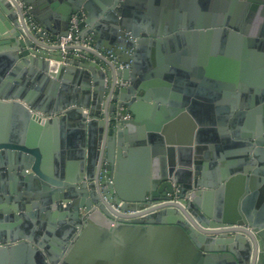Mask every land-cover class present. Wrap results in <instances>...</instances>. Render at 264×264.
<instances>
[{
  "label": "water",
  "instance_id": "water-1",
  "mask_svg": "<svg viewBox=\"0 0 264 264\" xmlns=\"http://www.w3.org/2000/svg\"><path fill=\"white\" fill-rule=\"evenodd\" d=\"M62 1L63 10H49L44 17L37 15L35 0H24L36 23L51 35L49 40L33 30L18 4L0 0V108L14 111L22 128L0 136V169L9 175L8 192L0 194V200L8 205L3 216L13 221L0 225V264H25L28 253L39 264H59L57 255L65 257L62 264H113V250L120 254L116 264H264V80L254 83L253 72L247 71L240 87L231 77L234 66L229 78L220 74L218 65L208 73L199 63L198 50L193 69L187 65L179 71L153 48L192 36L198 42L204 35L218 39L225 34L229 43H251L242 34L254 33H238V26L264 11V0H226L231 11L214 16L206 32L199 15L189 21L182 15L176 22L167 10L156 13L152 5L157 0ZM237 5L243 14L238 25L232 22ZM74 16L79 17L77 36L84 42L90 37L96 51L80 48L72 55L52 45L69 35ZM218 18L232 30L217 29L223 27ZM258 38L264 44V31ZM105 52L110 54L106 57ZM189 54L183 51L186 61ZM229 55L240 56L237 51ZM127 63L129 69H120ZM205 74L223 81L214 83L209 98L214 103L207 115L209 128L200 127V115L193 114L197 126L182 113L183 106L201 100L198 85ZM74 76L82 89L65 99L66 82ZM176 77L180 85L192 82L182 108L170 115L160 79ZM237 87L245 94L247 113L235 108L237 95L230 91ZM252 87L259 99L246 97ZM192 96L197 98L193 101ZM187 110L193 113V108ZM42 115L56 117L46 120ZM101 115L96 122L94 116ZM178 116L189 119V129L175 141L160 126ZM72 118L80 120L73 126L75 138L69 139L76 140V149L64 164V150L59 152L56 145L55 164L48 169L44 156L51 149V131ZM219 140L229 161L221 146H202ZM134 174H139V182ZM168 198L180 202L142 211ZM46 222L66 226L61 240L48 248L33 235L37 226L45 229ZM222 225L231 228L206 229ZM22 229L33 234L20 235Z\"/></svg>",
  "mask_w": 264,
  "mask_h": 264
},
{
  "label": "crops",
  "instance_id": "crops-1",
  "mask_svg": "<svg viewBox=\"0 0 264 264\" xmlns=\"http://www.w3.org/2000/svg\"><path fill=\"white\" fill-rule=\"evenodd\" d=\"M46 2H47L46 0L45 1L35 0V5H36L38 16L43 15L45 17V15L48 13L49 10H54V9L63 10L64 6H66L62 0H56V4L53 7L50 3L48 2L46 3ZM241 2L242 0H240V3ZM30 6L32 7L31 4ZM152 7H153V10L158 14H163L164 12L168 11V13L172 17L175 18L176 22H179L178 17L182 15H186V17L188 18V21L191 16L199 15L202 18V27H203L202 31L203 32H206V28L208 29L211 28V26L214 23V16L224 17L227 13L229 14V11H231L230 8H232L228 4H226V0H157V2L155 1V3L152 5ZM241 12H242L241 6L237 5L235 7V12L233 15L234 16V20L232 21L233 24H236V25L239 24L238 18L243 15L241 14ZM254 15L255 16H254V19H252V21H250L249 23L248 22L246 23V20H243L238 26L239 27L238 33L241 32L240 30H244L249 33H254V36L252 35L248 36V35L242 34L244 38L250 39L252 41L251 43H249V41L247 43H241V42L240 43H229L230 38L229 36L226 37L225 34L220 36L218 39H215L213 35L212 36L204 35L203 37L199 39L198 42L192 36L191 38H189V41H185V40L183 41V39H180V40L175 39L173 41L174 45L172 46L168 45V43L161 44V45H155V46L153 45L155 55L157 57H160L161 59L164 58V60H166L165 63L168 66L174 67L176 70H179V71L187 70V68L185 69V66L187 65H189V69L192 70L193 65L195 64L193 62L197 60L196 51L198 50L200 51V55L202 56V59L200 58L199 63L202 64L203 68L207 69L208 73L210 72V69H212V67H214L215 65H218L220 68L219 69L220 74L229 78L228 77L229 75L227 76L229 72L228 70L229 68L232 69V67L230 66H234L232 70H235L236 73L231 74V77L232 78L235 77L238 86L241 87V84L243 83V80H244V74L247 73V71L253 72L254 76L252 77V81L254 83L260 80L262 82L264 80V72L260 73V70L261 69L264 70V44L263 43L261 44L260 40H259V43L257 41L258 39H260L258 37L260 36L261 32L264 31V11H258L254 13ZM216 21H217V24L219 23V24H222L221 26H223V27H218L217 29L221 31H226V29L232 30L224 26L225 24L222 18H218ZM50 26H51V23H50ZM179 32H186V31L184 29H181ZM195 43H200V44L199 46H197ZM170 49L173 50L172 53ZM183 51H190V54L188 55L189 57L187 59L189 63L186 61V58L183 57ZM230 51L233 52L234 54H235V51H237V54L240 56L237 58H234V57L230 58V55H229L231 53ZM214 52H217L216 55H214ZM245 53H248L246 60H245V57H243ZM180 54L182 55L180 60H176L178 55ZM171 55L172 57L170 59L169 56ZM214 56H216L215 57L216 63L218 62V64H214ZM160 80L161 82H165V83H162L160 87H162L167 92V99L169 101V103L166 104L165 109L167 110V113H169L170 115L174 114L178 109L180 110L182 108L184 99L187 97V95L185 94V91L187 89L186 87L188 86L187 84L190 85V83L192 82L191 81L192 79H189L188 81H183L184 82L183 85L178 84L179 79L177 77L174 78L173 81L171 80L168 81V79H160ZM215 82L219 83L223 81L210 78L209 75L205 74L202 77V79L199 80V85H198V87H200L201 90L203 91V95L200 98L201 100L198 102L197 105H194L191 102L189 103V106H183L186 109L184 110L185 112H182V113H184V115H188L189 118L193 121V123L197 124V126H198V119L193 114L200 115L199 121L203 124V126H200L202 128H209V125H207V122H209L207 115H209V112L211 111L210 108L214 106V103L210 102L209 98L210 96L212 97L213 94L215 93L214 92ZM66 85H67V89L63 95L65 99H70L71 97L73 98V96L77 94L78 92H80L82 89L76 76L72 77L69 82H66ZM252 88L253 90L251 92L246 93L247 94L246 97H252L255 99H259L260 94L255 90L256 88L254 87ZM230 92H232L233 95H237L235 108H237V110L244 112V113L249 112V109L246 108V104H244L243 102L244 101L243 91H240L239 87H237L234 90H231ZM90 94L93 95L92 92ZM222 94H220L219 96L222 97ZM189 98L193 99L194 101V99L197 97L192 96ZM231 98L234 99L235 97L232 96ZM80 101L81 100L78 99V102ZM170 101H175L176 104L171 105ZM63 102L65 103V101ZM72 107L74 106H71L67 109H73ZM241 107H244V110H241ZM255 107H257V105H255ZM187 108H193V113L192 112L190 113L187 110ZM91 110L92 109H90V111ZM96 111H97V108H96ZM59 114H60L59 112L56 113V115H59ZM102 117H103L102 115L99 117L94 116V120L98 122L100 121ZM130 118L131 116L128 117V119ZM79 121L80 120L77 118H72V120L67 122V124L64 127L60 126L57 128V130L52 129L51 134H50V139L47 142V145L50 144L51 149H50V152L46 153V155L44 156V166L45 167L47 168L49 167L48 169L53 170V167L55 164V159H54L55 156L52 154L55 150L54 148L56 145H58L59 152H61V148L64 150V153H65L64 155L65 157L63 159L64 164L70 161L68 160L67 156H68V153H73V151L76 149L74 147L76 140H69V139L72 137L75 138L74 134L77 128L76 127L74 128L73 126H76ZM17 122L18 121L15 117L14 111H12L11 109L6 110V109L0 108V136H3V135L10 136V134H12V131H14L15 128H18V127L19 129H22L20 125H18ZM188 124H189V119L188 120H186L185 118L181 119L178 116L176 119L174 118L173 120L162 123L160 127L166 135L170 136V138H174L175 141H178L181 136H184V132H186L187 129H189ZM229 131L231 130L229 129ZM211 145H219L222 148L225 147L224 143H222L221 140H219V142L215 144L214 143L202 144V146H208V147ZM225 149L226 148H224L221 152L223 156L225 157V161H229V158L227 157L228 155L225 153ZM60 160L62 161V159ZM8 176L9 175L6 172V170L1 168L0 169V194H4L8 192V186H9ZM133 177L134 179H136L135 180L136 182L140 181L138 180L140 177L139 174H134ZM2 203L3 201L0 200V225L7 224V223L11 224L13 223V221L12 222L8 221L3 216L5 215V213L2 212V210H4V208L8 205H1ZM66 221H67L66 223H69V219ZM46 224H47V227L45 229L41 228V226H37L36 228L37 230H34L33 232L34 234L32 233V231L25 230V229L24 230L22 229V231H20L19 234L21 235V233H23V235L27 237V234L31 233L34 235V238L37 241L43 242L44 246L48 248L49 245L53 243V241L59 242L61 240L62 235L64 233L63 230L66 229V226H61L59 224H55L52 222L50 223L46 222ZM40 250L44 252L42 249ZM110 254L112 256L111 262L113 264H116V259L118 255L120 254L117 253L116 250H113ZM74 257L78 259L80 263L84 262V261L82 262V258H83L82 255H79L78 253H76ZM56 258H59V261H60L59 264H62V262H64L65 257H63V255L62 256L57 255ZM98 261H101V260H98ZM25 264H39V262L35 259V255L33 254L30 255L28 253L27 261L25 262ZM47 264H50V263L47 262Z\"/></svg>",
  "mask_w": 264,
  "mask_h": 264
},
{
  "label": "built area",
  "instance_id": "built-area-1",
  "mask_svg": "<svg viewBox=\"0 0 264 264\" xmlns=\"http://www.w3.org/2000/svg\"><path fill=\"white\" fill-rule=\"evenodd\" d=\"M10 4L15 7V3L19 5V7L22 9L24 16H27L29 19V24L30 26H32L33 30H36L39 33H42L44 35V37L46 39L51 40V35L45 30L43 29L38 23H36V21L33 19V16L30 14V7L24 2V0H9ZM15 2V3H14ZM79 19L78 16H74L72 18V25L70 28V32L69 35L67 37H58L55 41H52V45L53 46H58L61 48V51L65 54H72L75 55L76 53H78L81 49H85L87 51H96L95 49V43H93L92 39L89 37L87 39V42L82 41L78 36L77 33L79 31L78 26L76 25V21ZM84 15L82 14V20H84ZM81 48V49H80ZM110 54V52H105L102 53V55L104 56H108ZM131 66V63H127V64H121L120 65V69H129ZM120 85H126L123 83H119ZM42 117L46 120H49L55 116H45L42 115ZM129 117V116H128ZM173 202H180L178 198H168L165 201H160L156 204H152L150 207L145 208L142 211H145L147 209H150L152 207H157V206H161L167 203H173ZM121 206V204L119 205ZM183 207H185V205H182ZM141 212V211H140ZM140 212H135V213H140ZM134 214V213H131ZM229 228H231L230 226L227 225H222L219 226L217 228H206L208 230H216V231H220V232H224L226 230H228Z\"/></svg>",
  "mask_w": 264,
  "mask_h": 264
},
{
  "label": "flooded vegetation",
  "instance_id": "flooded-vegetation-1",
  "mask_svg": "<svg viewBox=\"0 0 264 264\" xmlns=\"http://www.w3.org/2000/svg\"><path fill=\"white\" fill-rule=\"evenodd\" d=\"M239 119H244V117H242V118L239 117ZM240 124H241V123H240ZM242 124H243V123H242ZM242 124H241V125H242ZM239 126H240V125H239Z\"/></svg>",
  "mask_w": 264,
  "mask_h": 264
}]
</instances>
